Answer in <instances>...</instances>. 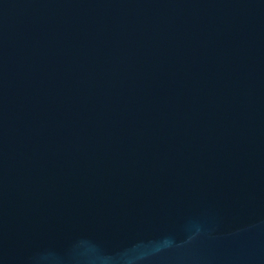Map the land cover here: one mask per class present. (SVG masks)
<instances>
[{
	"label": "water",
	"instance_id": "1",
	"mask_svg": "<svg viewBox=\"0 0 264 264\" xmlns=\"http://www.w3.org/2000/svg\"><path fill=\"white\" fill-rule=\"evenodd\" d=\"M0 264H264V0H0Z\"/></svg>",
	"mask_w": 264,
	"mask_h": 264
}]
</instances>
